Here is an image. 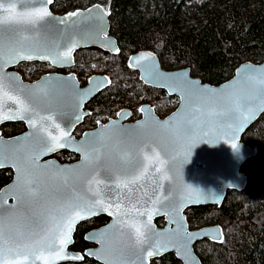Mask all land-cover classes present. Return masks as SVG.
<instances>
[{
	"label": "water",
	"instance_id": "95a60500",
	"mask_svg": "<svg viewBox=\"0 0 264 264\" xmlns=\"http://www.w3.org/2000/svg\"><path fill=\"white\" fill-rule=\"evenodd\" d=\"M52 3L46 5L51 18L44 22L35 44L33 45V42L29 44L35 46L38 51H55L58 42L66 44L71 37L79 41L77 47L72 50L71 57L57 63L38 57L31 60L20 59L6 65L5 73L8 77L16 78L12 81L13 86L22 87L23 95L37 92L38 89L33 86H43L47 90V95H37L34 98L35 102L42 114L47 115L50 111L57 114L56 123L68 132L67 146L40 156L37 163L41 167L36 168L28 157L37 152L40 145L33 129L26 121L23 122L27 126V131L22 135L11 139L0 138V151L20 163L29 175H38L40 183L37 197H25L24 200L18 202L16 199L19 194L16 187V168L10 161H6L5 165L0 167V169L13 171L11 181L0 188V192L8 193L3 198L6 220L11 213L10 219L13 222L31 224L32 220L29 217L41 205L55 207L69 197H80L81 203L96 199L97 185L88 183L93 175L104 181L98 186L100 197L113 203L118 198H122L123 203L128 204L127 189H118L114 179L106 180V177L114 178L116 175L132 174L141 168L146 161L143 159L140 148L148 144L150 146L144 151L152 155V148L155 147L161 159L166 161L165 171L169 179H161V174L155 172L154 168H150L149 172L152 175L145 179L144 187L133 191L131 198L133 202L142 198V202L151 203L149 198L161 197L162 202L157 205L161 211L153 216L148 240L143 245V248L148 251L154 248L157 251H154L153 256L148 257L146 251L138 250L128 235V230L121 229L116 223V217L109 216L106 212L85 219L98 216L109 218L107 224L89 230L84 235L85 241L93 244L94 247L84 252L71 249L76 228L85 221L80 220L75 225L71 234V242L66 246L65 251L69 256H83L104 264V261L98 259L97 256L87 255L90 252L99 254L102 246L98 241L103 240L104 251L108 258L123 260L125 264H141V262L152 264V260L167 253H172L180 264H203L195 252V245L203 241L221 243L223 241L222 229L219 225L190 229L185 211L196 206L219 207L227 191L240 192L246 187L247 175L241 171V166L256 155L257 149L246 145L241 139L264 113L258 95L260 87L258 81L264 78V61L256 64L249 61L243 62L234 70L231 78L220 84L212 85L191 76L187 67L165 70L161 68L156 54L149 50H139L128 57L127 65L139 72L140 80L144 85L161 89L168 95L176 97L177 107L167 116L159 117L153 107L145 104L140 109L141 119L123 123L122 117L119 116L116 120L99 122L94 129L84 132L81 138L76 139L71 132L88 114L87 111H83L84 105L110 84L109 78L103 75H93L89 78L87 85L81 88L74 74H47L33 83H23L17 74L10 73L8 70L21 62L48 63L56 68H71L74 66V55L77 50L98 49L109 55H117L120 48L116 38L110 33L109 1L105 5L93 4L87 8L63 14L54 13L51 10ZM97 6L103 13L102 16L96 12ZM90 10L93 13L92 16H89ZM74 12L81 15L71 17L69 24L57 23ZM72 21H76L74 29L71 27ZM59 50L65 49L62 46ZM4 51L7 55V48ZM138 57H151V59L137 61ZM81 97H83V103H79ZM235 99H239L245 108L251 106L252 113L245 112L243 120L238 117L234 118L232 113L219 118L212 117L211 119L217 120V123L206 127L207 135H202L200 130H197L196 135L199 139L192 148L187 162L182 164L185 155V141L174 140L175 129L181 126L185 117L192 114L194 106L199 105L203 109V112L197 115L207 121L210 119L207 115L210 109H229ZM249 101H251L250 105ZM77 114H80L82 119L76 120ZM249 115L250 118H248ZM221 121H232L235 126L225 131L220 127ZM52 130L55 133V129ZM217 137H219L218 141ZM206 140H211L213 143H206ZM232 142L237 145L236 150L232 149ZM77 148L87 150L92 156V161L85 163L83 153L76 151ZM96 148L102 149L99 161L95 160L94 149ZM64 150L79 155V159L69 164H61L53 158L42 161L55 152ZM59 169H72L73 171L61 173L60 177L54 176L53 174ZM65 175L68 177L67 183L62 179ZM194 189L197 191H193ZM180 204H183V207H178ZM141 219L146 220L147 218L142 217ZM158 219H162L163 226L156 224ZM89 236L92 238H86ZM120 250H123V255H120ZM84 258L82 260H57L55 264L80 263ZM36 264H43V262L36 261Z\"/></svg>",
	"mask_w": 264,
	"mask_h": 264
},
{
	"label": "trees",
	"instance_id": "16d2710c",
	"mask_svg": "<svg viewBox=\"0 0 264 264\" xmlns=\"http://www.w3.org/2000/svg\"><path fill=\"white\" fill-rule=\"evenodd\" d=\"M108 1L110 33L116 38L120 51L114 56L104 54L105 60L92 49L88 54L99 60L100 66L110 69L113 78L119 77L122 70L128 73L126 53L143 49L156 54L161 68L187 67L191 76L212 85L231 78L243 62L264 61V0H53L51 10L63 14L93 4L105 5ZM106 57L112 59L106 60ZM83 59L84 55L81 57L78 52L76 65L93 69L91 63ZM127 75L119 82L114 81L109 93L97 97L95 108L117 106L136 94L152 104L161 96L167 99V104L176 99L163 91L148 95L137 93ZM166 103H157L156 111L173 110ZM11 131L15 130L11 128ZM242 141L257 149L256 155L241 166V171L247 175L246 187L240 192L227 191L219 207L196 206L185 211L190 229L209 223L222 229L221 243L203 241L195 245V252L203 264H264V113L244 133ZM5 180V175L0 174V187ZM103 219L106 218L99 216L87 226L79 224L71 249L82 252L87 248L89 244L84 233L103 223ZM156 224L161 226L163 222L158 219ZM201 243L206 245L198 249ZM151 263L180 264L172 253ZM63 264L99 263L85 257L80 263Z\"/></svg>",
	"mask_w": 264,
	"mask_h": 264
},
{
	"label": "snow or ice",
	"instance_id": "6c2138e0",
	"mask_svg": "<svg viewBox=\"0 0 264 264\" xmlns=\"http://www.w3.org/2000/svg\"><path fill=\"white\" fill-rule=\"evenodd\" d=\"M51 3L52 0H0V123L7 120H22L26 121L33 129L40 147L28 159L36 168L41 167L37 163L40 156L67 146L68 132L62 129L59 123H56L55 117L57 114L55 112L50 111L47 115L42 114L41 109L35 102L34 98L40 94L47 95V90L43 86H33L38 89L37 92L23 95L24 89L13 86L12 81L16 78L6 75L5 66L20 59L31 60L38 57L42 60L50 59L52 63H57L71 57L72 50L79 43L78 40L71 37L66 44L58 42L55 51H38L33 46L41 33L44 22L51 18V13L46 6ZM96 12L100 13L101 16L103 15L98 6ZM80 15L77 12L70 13L68 18H62L57 23L69 24L71 17H79ZM92 15L93 13L90 10L89 16ZM75 24L76 21H72L71 27L73 29ZM29 42H33V45H30ZM62 46L65 49L63 51L59 50ZM5 48L8 50L7 55H5ZM150 59L151 57H138L137 61ZM258 83L260 86L258 95L261 106L264 108V78L259 79ZM97 87L99 86L97 85ZM79 103H83V97H81ZM250 104L251 101H249ZM252 111L251 106L245 108V105L239 99H235L229 109H210L207 113L210 119L204 121L200 115H197L202 113L203 109L199 105L194 106L192 114L184 118L181 126L175 129L173 134L175 141H185V155L181 163L187 162L192 148L199 139L196 135L197 130L199 129L202 135H207L206 127L217 123V120L211 119L212 117L219 118L232 113L234 118L238 117L243 120L245 112L251 114ZM248 118H250V115ZM80 119H82V116L77 114L76 120ZM234 126L235 124L232 121L220 122V127L225 131ZM53 128L55 133L52 130ZM218 140L219 137H217ZM205 142L213 143L211 140ZM149 146L144 144L140 148L143 159L146 161L141 168L132 174L116 175L114 178L111 176L106 177V180L114 179L118 189H127L128 204H124L122 198H118L113 203L100 197L98 186L104 181L93 175L88 183L89 185L93 183L97 185L96 199L81 203L80 197H69L55 207L41 205L29 217L32 223L22 224L13 222L10 219L11 213L6 220L3 210V198L8 193L0 192V264H36V261H42L43 264H55L57 260H82L83 256H69L65 251L66 246L71 242V234L78 221L102 212H106L109 216H115L116 223L120 228L128 230V235L134 246L141 252L146 251L148 257L153 256L154 251H157V249L154 248L152 251H148L143 248V245L148 240L153 216L161 211L157 207L162 202L161 197L149 198L151 203L149 201L142 202V198L133 202L131 198L133 191L144 187L143 182L152 175L149 172L150 168H154L155 172L160 173L161 179H169L165 171L166 161L161 159L155 147L152 148V155H148L144 151ZM231 147L236 150L237 145L232 142ZM75 150L83 153L85 163L92 161L91 154L84 148ZM94 151L96 153L95 160L99 161L102 149L96 148ZM6 161H10L17 170L16 187L19 190V194L16 196L17 201L20 202L25 197H37L40 189L39 176L29 175L20 163L5 156L0 151V167H3ZM71 171L73 170L59 169L53 175L60 177L61 173ZM62 179L67 183L68 177L66 175ZM193 191L197 190L194 189ZM178 207H183V204ZM142 217L147 219L143 220ZM86 238L91 239L92 237ZM98 242L102 246L100 253L90 252L87 255L97 256L98 259L104 261V264H125L123 260L109 259L104 251V241L100 240ZM120 255H123V250H120Z\"/></svg>",
	"mask_w": 264,
	"mask_h": 264
},
{
	"label": "flooded vegetation",
	"instance_id": "af4514ba",
	"mask_svg": "<svg viewBox=\"0 0 264 264\" xmlns=\"http://www.w3.org/2000/svg\"><path fill=\"white\" fill-rule=\"evenodd\" d=\"M90 50L91 49L77 50L75 52V55H74V66L71 68H56V67L50 66L48 63L21 62L18 65H16L14 68L9 69L8 72H10V73L13 72V73L17 74L23 83H33V82L39 80L43 75H47V74H56V75L74 74L78 80L79 87H81V88L85 87L87 85L89 78L93 75H103V76L108 77L110 84L107 87L101 89L93 98H91L84 105L83 111H87L88 114L86 116H84L82 122L80 124L76 125L71 132V135L74 136L76 139L81 138L84 132L94 129L99 122L105 123V122L109 121L110 119L116 120V119H118L119 116L122 117L123 123H131V122H135V121L141 119L140 109H141V106L145 105V104L153 107L155 113L159 117H165L173 111V110H171V111H168L166 114L160 115L156 111V106L154 104H152V101H149V99L148 100L145 99V101L141 100V98H139L137 96V94L131 100H127L129 102L125 101L124 103L119 104L117 106H110L109 108L101 109V110L95 108L94 101L97 99V97L101 94H104L105 92L109 93L110 92L109 89L112 88L113 82L114 81L119 82L126 74H128L127 78L130 81L129 84L131 86L133 85L137 89V91H136L137 93H142L144 95H148V93H150V94L151 93L152 94L158 93L159 94V92L163 91V90L146 86L141 82L140 77H139V72L127 65V59L131 54L125 59V65H126V69H127L128 73L125 70H122L123 72L119 75V77L116 76L115 78H113V74L111 73L110 69H105L104 67L100 66L102 64L97 65V64H94V62H92L91 65H92L93 69L87 68L86 66L78 67L76 65V54L78 52L79 53H84V52L90 53V52L94 51V53L97 54V56L101 57V58H103V55L106 54V53H104L98 49H92L93 51H90ZM97 52H99V53H97ZM106 55L114 56V55H109V54H106ZM95 60H96V58H94V61ZM106 60H108L107 57H106ZM163 92H165V91H163ZM165 94L168 95L166 92H165ZM168 96H170V95H168ZM172 97H174V96H172ZM176 107H177V105L175 104L174 109ZM100 115H105V116H103L101 119H99L98 116H100ZM11 128L14 129L15 131H11ZM26 131H27V126H26L25 122L20 121V120L7 121V122L0 123V138H2V139L3 138L4 139L16 138V137L22 135L23 133H25ZM50 158L55 159L57 162H59L61 164H69V163L77 161L79 159V155H76L73 152H69L67 150H64V151L55 152L54 154H52V156L42 159V161H44L45 159L46 160L50 159ZM0 174L5 175V177H6V180L2 183L1 187L4 186L5 184L9 183L13 177V171L11 169H0ZM95 218L96 217L90 218L88 220L83 221L82 223H85V226H87L88 223L93 221ZM105 218L106 219H103V221H102L103 223L97 224L96 226H93V227H90L84 233V235L89 230H92V229H95L98 227H102L105 224H107V222L109 221V218H107V217H105ZM159 220H162V219H159ZM161 226H163V224H161ZM84 235H83V237H84ZM88 244H89L88 247L85 248L82 252H84L88 248L94 247L93 244H91V243H88Z\"/></svg>",
	"mask_w": 264,
	"mask_h": 264
},
{
	"label": "rangeland",
	"instance_id": "374dc122",
	"mask_svg": "<svg viewBox=\"0 0 264 264\" xmlns=\"http://www.w3.org/2000/svg\"><path fill=\"white\" fill-rule=\"evenodd\" d=\"M126 54H127V56H126V58H127L130 54H128V53H126ZM82 55H84V59H83V60L86 61V63H91V64H92V62H94V64H97V65L100 63L99 60H95V61H94V58H92L91 55L88 54L87 52L81 53V57H82ZM100 58H101V57H100ZM107 59H108V60H111L112 58L107 57ZM103 60H105V59L103 58ZM105 65H106V64H105ZM165 99H166L165 97H163V98L161 97V98L158 99L157 103H159L160 105H162V104L166 103V102H165ZM166 100H167V99H166ZM157 103L154 104V105L156 106V109L159 107V106H157ZM175 104L178 105V99H177V98H176L174 101H171L170 104H167V103H166V106H167V107L171 106V108H173V110H174V106H175ZM168 110H169V108L166 109V112H168ZM166 112H164V111L158 109V113H159L160 115H163V114L166 113ZM103 116H105V115H100V116H98V118L101 119ZM241 140H242V139H241ZM211 225H215V224L209 223L207 226H211ZM198 228H200V227H198ZM194 229H197V228H194ZM199 245H200V246L198 247V249H200L201 246L206 245V243H201V244H199Z\"/></svg>",
	"mask_w": 264,
	"mask_h": 264
}]
</instances>
